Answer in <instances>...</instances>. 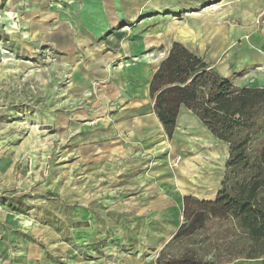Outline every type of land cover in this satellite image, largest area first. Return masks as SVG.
<instances>
[{
	"label": "crops",
	"instance_id": "crops-1",
	"mask_svg": "<svg viewBox=\"0 0 264 264\" xmlns=\"http://www.w3.org/2000/svg\"><path fill=\"white\" fill-rule=\"evenodd\" d=\"M23 1L26 4L29 0L10 1L9 13L15 23L16 13L27 10L28 4L23 8ZM51 1L42 4L46 7ZM71 2L74 11L79 12V19L70 24L62 18L58 25L59 42H67L72 28L74 42L85 48L82 57L85 56L80 57L79 74L89 88L83 90H92L91 83L97 79L98 93L101 101H105L97 102L93 107L91 103L90 109L80 111L74 119L80 124L76 139L78 152L90 160L84 170V185L87 186L84 189L89 186L92 190L94 183L101 180L115 181L113 186L120 189L129 188L126 183L131 179L137 181L131 186L139 189L136 195L122 198V213L91 214L96 228H90L88 234L113 237L114 242L126 248L119 264H146L140 255L130 256L124 251L132 243L133 253L138 252L141 242H148L147 237L151 236L153 241L160 243L170 233L171 226L147 228L142 213L136 217L142 224L132 221L129 204H139L133 214L140 205L150 204L147 214L155 213L154 218L168 220L172 212L170 205L178 208L184 196L214 200L224 174L220 161L226 154V148L220 142L212 145L218 156H210L213 148L210 150L207 144L214 137L185 107L179 110L172 137H167L153 111V99L149 95L151 77L172 43L179 42L203 57L221 75L232 79L235 85L263 87L264 35L258 31L262 18L256 14L260 9L264 11V0ZM53 3L56 4L46 9H55L53 6L59 9L62 4ZM61 10H65L64 7ZM187 137L197 143V149L201 148V151L192 156L193 167L186 171L178 167L173 171L167 161L177 147L175 141L186 142ZM208 163L211 165H206ZM80 187L82 189V185ZM198 190H202V194L198 195ZM87 200L85 196V202ZM74 232L82 234V230ZM17 247L23 254L16 255L12 264H28L30 258L38 259L34 255L37 249H32L31 245ZM57 247L66 248L64 245ZM76 258L71 264H110L98 259L82 261L77 258V261ZM148 264H154L153 259Z\"/></svg>",
	"mask_w": 264,
	"mask_h": 264
},
{
	"label": "rangeland",
	"instance_id": "rangeland-1",
	"mask_svg": "<svg viewBox=\"0 0 264 264\" xmlns=\"http://www.w3.org/2000/svg\"><path fill=\"white\" fill-rule=\"evenodd\" d=\"M10 1L0 0V264H12L16 255L23 254L17 247L23 244L37 249L34 255L38 259L30 258L28 264H71L75 257L119 264L126 248L114 242L113 237L89 235L88 230L96 228L91 214L122 213V198L136 195L139 189L131 186L137 182L134 179L126 183L129 188L120 189L113 186L115 181L101 180L94 183L92 190L89 186L84 189V170L90 160L78 152L80 124L74 119L80 111L90 109L91 103L93 107L105 101L98 93L97 79L91 83L92 90H83L89 88L79 74L85 48L74 42L73 29L67 42L60 43L58 39L62 18L74 24L79 12L74 11L72 0H52L46 7L42 4L46 0H29L26 4L23 1V8L28 4L27 10L16 13V25L11 21ZM53 2L62 4L59 9H46L56 4ZM256 15L262 18L258 31L264 35V11L260 9ZM175 142L177 147L167 161L173 171L184 160L192 163V156L201 151L188 137L186 142ZM218 143L226 148L220 161L225 171L229 145L215 137L207 145L211 150ZM214 150L212 158L218 156L212 155ZM219 186L220 183L217 189ZM197 193L202 194V190ZM149 205H140L133 214L139 204H129L130 219L137 220V214L142 213L145 227L171 226L170 233L160 243L153 241V236L147 237L148 242L143 240L136 253L130 243L124 252L140 255L146 264L153 259L156 264V257L183 223V204L176 209L170 205L168 220L154 218L155 213L147 214ZM164 210L168 211L165 207ZM76 229L82 234H76ZM194 241L183 240L180 245L176 242L168 250L176 254L190 248L215 264L264 261L263 257H246L252 242L230 220L206 223ZM58 245L66 246L65 250Z\"/></svg>",
	"mask_w": 264,
	"mask_h": 264
},
{
	"label": "trees",
	"instance_id": "trees-1",
	"mask_svg": "<svg viewBox=\"0 0 264 264\" xmlns=\"http://www.w3.org/2000/svg\"><path fill=\"white\" fill-rule=\"evenodd\" d=\"M149 95L168 138L185 107L213 137L229 145L216 197H183V223L155 263L215 264L190 248L176 254L168 249L176 242L194 241L206 223L224 220L252 242L247 258H264V86H237L203 57L173 42L151 77Z\"/></svg>",
	"mask_w": 264,
	"mask_h": 264
},
{
	"label": "bare ground",
	"instance_id": "bare-ground-1",
	"mask_svg": "<svg viewBox=\"0 0 264 264\" xmlns=\"http://www.w3.org/2000/svg\"><path fill=\"white\" fill-rule=\"evenodd\" d=\"M215 153H216L215 151L212 152V155H213V156H216ZM188 161H189V160H188ZM188 161H187V160H184L183 166L181 165V166H179V168H181V169H185L184 171H186L187 169H190L191 167H193V164L190 163V162H188ZM183 167H185V168H183Z\"/></svg>",
	"mask_w": 264,
	"mask_h": 264
},
{
	"label": "built area",
	"instance_id": "built-area-1",
	"mask_svg": "<svg viewBox=\"0 0 264 264\" xmlns=\"http://www.w3.org/2000/svg\"><path fill=\"white\" fill-rule=\"evenodd\" d=\"M175 162H178V157L175 159Z\"/></svg>",
	"mask_w": 264,
	"mask_h": 264
}]
</instances>
